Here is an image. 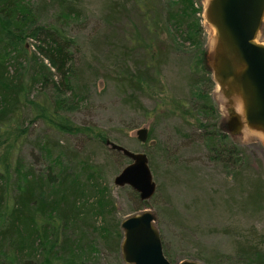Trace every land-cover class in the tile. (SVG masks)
I'll return each instance as SVG.
<instances>
[{
	"label": "trees",
	"instance_id": "trees-1",
	"mask_svg": "<svg viewBox=\"0 0 264 264\" xmlns=\"http://www.w3.org/2000/svg\"><path fill=\"white\" fill-rule=\"evenodd\" d=\"M44 1L41 7L29 0H0V149L12 134V146L26 136L18 123L26 111L60 133L83 135L87 146L108 144L104 130L78 125L67 114L86 91L75 66L76 44L66 31L70 17L79 15L81 1ZM108 2V11L129 20L118 79L126 99L143 108V94L151 91L159 97L163 91L169 60H186L179 68L190 93L170 96L172 104L164 111L178 114L183 122L188 121L187 114L192 115L209 156L228 168L229 180L225 177L218 190L229 212L230 240L208 248L204 260L264 264V220L257 218L264 215V167L260 163L254 170L243 166L241 150L216 128L218 112L209 93L214 80L197 16L200 0ZM49 6L53 13L47 18L43 12ZM29 40L33 50L28 48ZM35 91L46 95L40 99ZM163 102L161 96L151 110ZM58 147V153L45 149L52 154L47 165L38 168L18 153L0 151V264H85L80 243L87 237L92 247L97 238L120 247V220L111 193L98 180L102 165L89 161V152L81 157L63 144ZM132 192L135 210L149 206V200ZM161 242L166 255L162 237Z\"/></svg>",
	"mask_w": 264,
	"mask_h": 264
},
{
	"label": "rangeland",
	"instance_id": "rangeland-1",
	"mask_svg": "<svg viewBox=\"0 0 264 264\" xmlns=\"http://www.w3.org/2000/svg\"><path fill=\"white\" fill-rule=\"evenodd\" d=\"M29 1L41 4V7L46 2ZM80 1V13L70 17L66 31L76 44L75 66L83 78L86 91L81 92L83 98L67 114L78 125H95L104 130L108 144L87 146V138L83 135L60 133L26 111L22 120L18 121L26 130V136L19 137L12 146V134L0 151L9 150V155L13 156L18 153L25 163H32L36 168L46 166L51 154L60 152V144L76 150L81 157L84 151L89 152V161L102 165L98 180L111 193L119 220L137 211L134 209L137 201L130 185H118L113 181L115 174L129 162V158L121 151L110 148V145L113 143L129 150L144 151L157 183V189L149 199V207L155 214L160 236L164 238L167 258L171 262L192 258L207 264L203 256H206L208 248L217 244L227 245L230 240L226 232V215L229 212L218 190L225 177L229 180L228 168L209 156L210 152L199 137L200 132L192 115L187 114L188 121L183 122L178 114L164 111L172 104L170 96L177 94L181 97L190 93L179 68V64L186 63V60L170 59L165 65V84L159 97L151 91L143 94V108L136 101L129 102L118 80L123 60L120 56L123 33L129 20L122 14L108 11L109 0ZM208 3L209 0H200L201 11L197 16L203 30V45L209 63L217 47V35L206 17ZM43 13L48 18L53 11L49 6ZM255 41L264 43V17ZM32 45L33 41L29 40V50H33ZM212 77L214 85L209 93L218 112L216 128L224 131L231 144L241 150L243 166L254 170L260 163L264 167V133L245 123L238 134L228 131L230 110L235 111L244 121L243 103L238 95L229 92L226 85H221ZM34 94L42 99L46 92L35 91ZM161 96L164 102L152 111ZM235 98L240 103L239 108L234 105ZM142 127L147 129L145 142L136 137L137 129ZM45 149L52 153L48 154L49 150L46 152ZM257 218L264 220V215ZM119 227L122 238V228ZM97 240L92 247L89 237L82 239L80 244L86 253L85 264H130L123 260L120 247L110 246L107 239Z\"/></svg>",
	"mask_w": 264,
	"mask_h": 264
},
{
	"label": "water",
	"instance_id": "water-1",
	"mask_svg": "<svg viewBox=\"0 0 264 264\" xmlns=\"http://www.w3.org/2000/svg\"><path fill=\"white\" fill-rule=\"evenodd\" d=\"M208 22L217 35V47L209 66L212 76L229 92L238 95L243 103V118L229 111L227 123L231 134L240 133L243 124L264 133V43L255 41L264 17V0H209L206 9ZM139 141L147 139V129L136 131ZM110 148L120 150L129 158L113 181L130 185L140 199L149 200L157 189L142 150H129L118 144ZM122 258L130 264H206L198 259L182 258L171 262L163 252L155 214L145 206L120 220Z\"/></svg>",
	"mask_w": 264,
	"mask_h": 264
},
{
	"label": "bare ground",
	"instance_id": "bare-ground-1",
	"mask_svg": "<svg viewBox=\"0 0 264 264\" xmlns=\"http://www.w3.org/2000/svg\"><path fill=\"white\" fill-rule=\"evenodd\" d=\"M234 105L236 106V108H239L240 106V103L236 98L234 99Z\"/></svg>",
	"mask_w": 264,
	"mask_h": 264
}]
</instances>
